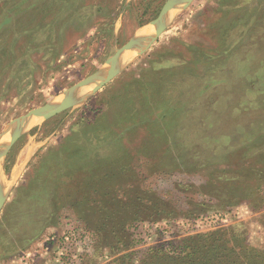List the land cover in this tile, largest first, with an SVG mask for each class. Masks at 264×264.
Listing matches in <instances>:
<instances>
[{"label":"rangeland","instance_id":"rangeland-1","mask_svg":"<svg viewBox=\"0 0 264 264\" xmlns=\"http://www.w3.org/2000/svg\"><path fill=\"white\" fill-rule=\"evenodd\" d=\"M165 1L0 0V132L13 118L60 100L136 32L153 33L139 29ZM169 104L178 114L163 120ZM261 123L264 0H192L86 102L23 125L0 161V264H64L54 261L59 244L47 237L72 226L80 237L77 251L70 250L75 264H113L126 253L137 264L152 246L219 228L244 229L250 244L264 247V205L222 207L203 187L213 166L196 161V170H189L187 162L190 152L201 156L205 138L211 147L241 143ZM84 155L91 158L87 168L76 169ZM99 155L106 160L97 161ZM108 156L132 165V190H117L118 205L144 217L130 227L137 242L118 251L99 235L96 240L98 232L88 230L64 199L74 191L70 175L114 165ZM124 192L136 201L125 204ZM85 208L89 219L90 199Z\"/></svg>","mask_w":264,"mask_h":264},{"label":"trees","instance_id":"trees-1","mask_svg":"<svg viewBox=\"0 0 264 264\" xmlns=\"http://www.w3.org/2000/svg\"><path fill=\"white\" fill-rule=\"evenodd\" d=\"M94 6L96 9L102 7ZM176 109L175 105L169 104L165 106L160 117H163V120L166 116L172 119V115L178 114V112L173 113ZM263 131L264 125L261 123L254 133L246 134L241 143H232V145L230 143L225 146L217 144L219 142L216 139L217 143L211 147L212 144L205 138L199 150L200 157H195L193 152L189 153L191 157L188 156L187 162L192 164L189 170H196V161L202 166H213L210 174L211 181L203 187L207 193L215 195L211 196L218 198L222 207H230L242 201L253 210H259L264 205ZM236 136H233L234 140ZM247 143L250 145H245ZM99 157L97 159L99 162L106 160V155H99ZM108 159L114 165L100 168H95V165L92 167L93 170L86 169L87 175H70V185L74 187V191L66 194L64 199L72 205L76 215L91 225H85L88 230L93 233L98 232L96 240L99 235V240L106 241L107 247L118 251L137 242L130 227L144 217L139 216L136 211L127 212L125 208L118 205L120 200H118L117 190L119 188L126 192L132 190L129 182L133 179L127 174L132 169L131 163L113 161L114 159H110L109 156ZM90 160V157L84 155L82 159H78L80 162L76 169L86 167ZM121 177L124 179L122 182L119 181ZM126 192L123 193L127 196L124 203L133 204L136 198ZM89 193L90 195L97 193L98 196L96 199L92 196L89 198L87 196ZM77 194L78 197L75 196ZM89 199L92 209L88 219L86 218L88 214L83 211L86 210L85 203ZM76 200L80 201L77 206L76 203L73 204ZM99 231L103 234L101 235ZM245 233V230L240 228H219L210 232L192 234L171 244L152 246L137 264H264V247L250 244ZM133 261L134 256L126 253L112 263L134 264Z\"/></svg>","mask_w":264,"mask_h":264},{"label":"water","instance_id":"water-1","mask_svg":"<svg viewBox=\"0 0 264 264\" xmlns=\"http://www.w3.org/2000/svg\"><path fill=\"white\" fill-rule=\"evenodd\" d=\"M192 0H166L158 15L143 24L139 30L153 28L154 32L150 34H142L136 32L129 40L119 46L115 52L102 64L95 72L89 74L78 83L71 86L65 91L60 100L51 99L41 106L30 109L25 114L13 118L0 132V161L3 162L6 156L7 148L13 142L16 136L21 133L23 125L29 118L34 116H44L48 111H63L75 105L86 102L100 87L101 82L109 79L111 73L123 71L132 64L147 48L150 42L158 35L161 29L170 25L173 20L185 10ZM172 10V11H171ZM127 50H133L130 57L123 61L121 58ZM94 85L84 92L75 95V90L83 86ZM10 135V140L4 141L3 138ZM3 171V166H0ZM5 200L3 188L0 185V207Z\"/></svg>","mask_w":264,"mask_h":264},{"label":"built area","instance_id":"built-area-1","mask_svg":"<svg viewBox=\"0 0 264 264\" xmlns=\"http://www.w3.org/2000/svg\"><path fill=\"white\" fill-rule=\"evenodd\" d=\"M66 233L61 234L60 236H49L47 240L50 243L56 242L59 244L60 252L56 253L57 258L54 260L55 262H62L64 264H75L74 263V255L73 252H70L72 246H74L72 251H77L79 247L78 244L80 242L79 232L76 231L74 226L71 229H67Z\"/></svg>","mask_w":264,"mask_h":264},{"label":"bare ground","instance_id":"bare-ground-1","mask_svg":"<svg viewBox=\"0 0 264 264\" xmlns=\"http://www.w3.org/2000/svg\"><path fill=\"white\" fill-rule=\"evenodd\" d=\"M80 91V90H79ZM76 94V93H75Z\"/></svg>","mask_w":264,"mask_h":264}]
</instances>
